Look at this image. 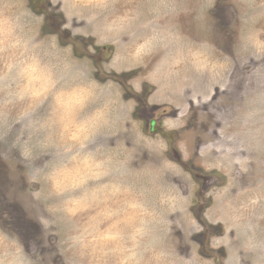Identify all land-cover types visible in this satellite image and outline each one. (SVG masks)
I'll use <instances>...</instances> for the list:
<instances>
[{
    "label": "rangeland",
    "instance_id": "obj_1",
    "mask_svg": "<svg viewBox=\"0 0 264 264\" xmlns=\"http://www.w3.org/2000/svg\"><path fill=\"white\" fill-rule=\"evenodd\" d=\"M0 264H264V0H0Z\"/></svg>",
    "mask_w": 264,
    "mask_h": 264
}]
</instances>
